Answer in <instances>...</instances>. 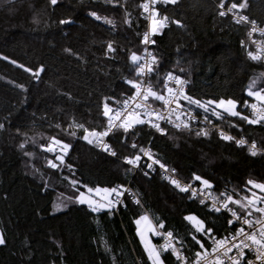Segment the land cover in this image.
<instances>
[{"label": "trees", "instance_id": "1", "mask_svg": "<svg viewBox=\"0 0 264 264\" xmlns=\"http://www.w3.org/2000/svg\"><path fill=\"white\" fill-rule=\"evenodd\" d=\"M221 1L241 2H158L160 15L180 21L153 33L151 80L159 91L173 73L188 80L192 104L232 98L241 105L264 85V63L242 46L247 27L221 16ZM141 2L0 0V264H154L136 223L143 214L172 231L190 258L205 243V231L235 228L226 213L191 198L156 168L135 170L132 163L148 147L183 179L234 200L259 197L264 208V191L249 183L264 184V122L221 111L217 119L254 140L261 148L255 155L214 129L159 131L138 118L113 131L112 154L85 139L104 129L106 107L134 92L133 57L143 51L148 23ZM242 10L264 24V0H246ZM53 141L68 152L44 149ZM86 186H129L136 197L126 191L118 209L96 211L78 200ZM159 255L163 264H177L175 254Z\"/></svg>", "mask_w": 264, "mask_h": 264}, {"label": "built area", "instance_id": "2", "mask_svg": "<svg viewBox=\"0 0 264 264\" xmlns=\"http://www.w3.org/2000/svg\"><path fill=\"white\" fill-rule=\"evenodd\" d=\"M160 0H155L153 4L151 0H142L141 5L144 3L149 4L148 11L143 8V16L147 20V28L143 32V51L136 56L135 63L137 65L138 79L134 83V92L132 95L125 97L122 104L118 107H110L111 114L107 117V123L104 129L97 132L98 134L107 132V135H97L92 145L101 151L112 154L110 148V136L114 130L118 127H130L133 119L138 118L156 130L162 131L166 127H172L176 129H188L205 132L210 129L217 131L221 139L224 137H232V139L225 140H244L243 145H249L250 147L255 144V151L261 150L257 143L253 140H248L244 133H237L231 129L222 127L217 122L220 117V111L217 109L208 107L206 102L198 101L199 103H191L189 94V82L185 77L168 73L165 77L162 91L157 89L152 82V67H153V54L152 44L153 33V18L156 20V28L158 29L163 24L167 26L169 24H180L179 19L170 18L166 15H160L157 9V4ZM224 3V7L221 8V3ZM232 2L221 1L218 3L219 13L225 11L235 23L240 16H246L248 22H240L237 24L247 27V36L242 40V46L244 47L248 57L254 61H261L264 63V24H261L258 20L251 18L242 9H234L233 12L228 13L227 9ZM238 4V3H237ZM153 13L155 16L153 17ZM167 18L166 20L164 18ZM255 22V31H253V24ZM147 34V41L145 35ZM258 56V59H253L249 56V53ZM142 70V71H141ZM171 77V79H170ZM177 81H180L179 83ZM149 89L156 96L162 97L157 99L151 95ZM171 90V91H169ZM257 92L264 96V85L257 89ZM147 96V99H145ZM203 105V107H201ZM255 105V108L252 106ZM241 109L245 113L247 120H264L259 119V114L264 113V100L254 96L251 99L245 100L241 104ZM119 113V116L116 114ZM111 120V127L109 121ZM155 125V126H154ZM187 125V127H185ZM223 133V136L221 135ZM241 145V144H239ZM107 146V147H106ZM46 150H54L55 147L50 143L44 147ZM134 163H132L135 170L143 168L144 166L150 168H156L159 173L169 181H178L181 187H186V192L193 199H198L202 204L208 205L210 210L214 212H224L229 216V224L234 225L235 228L221 235L213 233L211 230L204 232L205 243L199 251V256L190 258L185 252L183 246L180 244L178 237L169 230H165L161 227H156L155 234L156 242L155 246L158 250L169 251L176 255L177 264H264V259H258L261 253H264V247L260 244L254 243L247 237L255 235L257 240H264L261 237V232L264 231V212L257 209L246 208L240 210L236 208L232 202L233 196L228 194L219 195L206 187L204 184L197 182L196 180H186L180 177L176 168L170 167L167 164L162 163L154 154L153 149L146 148L143 153L138 157ZM126 191L136 197V194L130 191L129 186H126L123 193ZM231 197V200L228 198ZM123 199V195L117 197L116 209L120 206ZM227 204V207L224 205ZM217 209H219L217 211ZM264 209V208H258ZM235 213V215H233ZM239 217V218H238ZM249 221L250 223H245ZM243 229V232H240ZM171 233V236L168 234ZM219 241H224L221 246ZM247 245V247L245 246Z\"/></svg>", "mask_w": 264, "mask_h": 264}, {"label": "rangeland", "instance_id": "3", "mask_svg": "<svg viewBox=\"0 0 264 264\" xmlns=\"http://www.w3.org/2000/svg\"><path fill=\"white\" fill-rule=\"evenodd\" d=\"M253 93H256L257 90L251 91ZM256 96V95H252V98ZM233 101L235 104V107L231 109V111H234L236 113H238V115H233V116H239V117H245V113L242 111L241 109V105L240 103L235 100V99H226V98H222L219 100H210L206 102V105L208 107L217 109L218 111H221L223 113H227L229 115H232L230 111H225V108H229L230 106L227 105V101ZM220 101H225V104L222 106H218ZM107 109V117L110 116L111 114V110L110 108L106 107ZM96 133V132H95ZM96 136H93L91 134H89L87 136V139L90 141H93V139H95ZM52 145L55 147L54 150H51L53 152H57L60 151L62 153H67V148H65L64 146H62L61 144H59L58 141H53ZM49 151V150H47ZM113 188H107V192H105V188H92V187H84L83 190H81L78 194V200L79 201H83L84 203L90 205L94 210L99 211L108 207H115V205L117 204V197L122 196L123 195V190H119L118 188H116L115 192H112ZM91 190V191H90ZM99 190V191H97ZM252 201L253 203H249V201ZM241 206H243L244 208H252V209H258L261 208L259 205H257V203L260 202L259 197H251L249 199H244V200H236ZM264 206V205H263ZM116 208V207H115ZM197 220V219H196ZM137 221H139V223H137ZM136 223L138 225V231L139 234L142 238V241L144 243V246L148 252V254L151 252L152 255V259L154 261V259L158 256V262L157 264H163L161 257L159 255V250L157 249V247L155 246V242L152 240V235L156 234V226L152 223V221L150 220V218L147 216V214H143L141 215L138 219H137ZM1 238V236H0Z\"/></svg>", "mask_w": 264, "mask_h": 264}, {"label": "snow or ice", "instance_id": "4", "mask_svg": "<svg viewBox=\"0 0 264 264\" xmlns=\"http://www.w3.org/2000/svg\"><path fill=\"white\" fill-rule=\"evenodd\" d=\"M151 2L154 4V3H155V0H151ZM171 2H172V3H175L176 0H171ZM51 3H52V4H56V3H57V0H51ZM141 7H142L145 11H148V9H149V4H148V3H144V4L141 5ZM220 7H221V8L224 7V3H223V2L221 3ZM245 7H246V0H241V2H240L239 4H237V3H235V2H232L231 5H230V7H228L227 12H228V13H231V12H233L234 9H238V8H239V9H243V8H245ZM226 14H227V13H226L225 11H221V12H220V15H221V16L226 15ZM154 16H155V13H153V17H154ZM97 19H99V17H97ZM164 19L166 20L167 18L165 17ZM64 22H65V21H62V23H64ZM240 22H248V18H247L246 16H240L239 19L237 20V23H240ZM156 23H157L156 20L153 18V31L156 30ZM251 23L253 24V31H255V30H256V29H255V22L253 21V22H251ZM161 26H163V24H161ZM262 34H264V31H262ZM145 40L147 41V34L145 35ZM109 48L111 49V45H109ZM249 56L252 57L253 59H258V58H259L258 56L253 55V53H251V52L249 53ZM133 60H134V61L136 60V57H135V56L133 57ZM141 71H142V70H141ZM36 75L38 76V75H39V72H37ZM170 79H171V77H170ZM177 82L179 83L180 81H177ZM169 91H171V90H169ZM149 92L151 93V95L155 96L157 99H162V97H160V96H156L155 93H152L150 89H149ZM249 95H256V96L259 97L261 100H264V96H262L261 93H259V92L253 93V92L250 91V92H249ZM145 99H147V96H145ZM195 103H199V102H198V101H195ZM226 103H227V105H229L230 107H229V108H225V111H230L232 115H238V113H236V112H234V111H231V109L235 107L234 102L231 101V100H229V101H227ZM224 104H225V101H220L218 106H222V105H224ZM201 107H203V105H201ZM252 107L255 108V105H253ZM105 114L107 115V109H106ZM116 115L119 116V113H117ZM243 118L246 119V120L248 119L247 117H243ZM259 119H260V120H264V113L259 114ZM248 122H249V123H257V122H259V120H249ZM109 125H110V127L112 126V125H111V120L109 121ZM154 126H155V125H154ZM0 127H2V125H0ZM81 127H82V126H81ZM185 127H187V125H185ZM85 131H87V130H85ZM90 134L93 135V136H97V135H107V132L100 133V134L93 132V133H90ZM197 134L199 135L200 133H197ZM221 135L223 136V133H221ZM224 138H225V139H232V137H227V136H225ZM85 139H87V136L85 137ZM90 142H91V141H90ZM237 143L243 145V144L245 143V141H244V140H239V141H237ZM21 147H23V145H21ZM65 147H67V145H65ZM106 147H107V146H106ZM249 150L252 152L253 155H255V154H256V152H255V144H253V145L250 147ZM142 151H143V149H142ZM114 154H115V153H113V155H114ZM137 159H139V158L137 157ZM129 163H132V161H129ZM53 166H55V165H53ZM195 178H196L197 180L200 179V177H198V176L195 177ZM172 182H173L174 184H176L177 187H180L178 181L173 180ZM204 183L207 184L208 182H207V181H204ZM249 183H250V184H253L254 187L260 189L261 191H264V184H256V183L253 182V181H249ZM181 190H182V191H186L187 188H186V187H181ZM90 191H91V190H90ZM97 191H99V190H97ZM104 191L107 192L108 190L105 189ZM111 191H112V192H115L116 189H112ZM228 199L231 200V197H229ZM81 202H83V201H81ZM249 203L251 204V203H253V202L250 200ZM224 207H227V204H225ZM218 210H219V209H217V211H218ZM257 210H258V211H261V212H264V209H257ZM233 215H235V213H233ZM238 218H239V217H238ZM187 219L192 220V221H195V223H196V225H197V231H202V230H203V225H202V223H201L200 221L196 220L195 217H187ZM137 223H139V221H137ZM245 223H250V222H249V221H245ZM209 231H210V230H209ZM240 232L242 233V232H243V229H240ZM168 235L171 236V233H169ZM261 237H264V231L261 232ZM247 238L250 239V240H252V241H253L254 243H256V244H260L261 247H264V240H257V239L255 238V235H250V236H248ZM0 243H3L2 238H0ZM218 244L222 246V245L224 244V241H219ZM245 246L247 247V245H245ZM149 255L151 256L152 253L150 252ZM199 255H200V254L197 253V256H199ZM258 259H264V253H261V255L258 256ZM157 262H158V256L154 259V264H157Z\"/></svg>", "mask_w": 264, "mask_h": 264}, {"label": "water", "instance_id": "5", "mask_svg": "<svg viewBox=\"0 0 264 264\" xmlns=\"http://www.w3.org/2000/svg\"><path fill=\"white\" fill-rule=\"evenodd\" d=\"M156 31H158V27L156 28Z\"/></svg>", "mask_w": 264, "mask_h": 264}]
</instances>
